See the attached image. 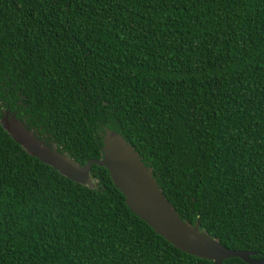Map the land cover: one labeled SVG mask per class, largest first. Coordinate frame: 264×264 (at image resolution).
Returning <instances> with one entry per match:
<instances>
[{"label": "trees", "instance_id": "16d2710c", "mask_svg": "<svg viewBox=\"0 0 264 264\" xmlns=\"http://www.w3.org/2000/svg\"><path fill=\"white\" fill-rule=\"evenodd\" d=\"M74 163L120 134L187 224L264 259V0H0V120ZM0 123V264H212ZM221 264H247L229 258Z\"/></svg>", "mask_w": 264, "mask_h": 264}, {"label": "water", "instance_id": "95a60500", "mask_svg": "<svg viewBox=\"0 0 264 264\" xmlns=\"http://www.w3.org/2000/svg\"><path fill=\"white\" fill-rule=\"evenodd\" d=\"M10 137L32 157L52 167L69 180L93 185L92 165L105 168L114 186L125 199L126 206L155 233L180 251L221 264L229 258H239L247 264H264V259H252V252L229 250L217 240L201 232L198 225L185 223L168 203L139 153L120 134L106 131L102 139L100 159L87 161L83 166L74 163L55 146L45 144L29 131L23 122L8 112L0 120Z\"/></svg>", "mask_w": 264, "mask_h": 264}]
</instances>
